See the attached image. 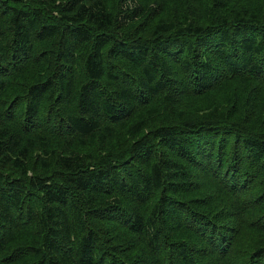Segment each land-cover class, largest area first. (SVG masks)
<instances>
[{
	"label": "trees",
	"instance_id": "obj_1",
	"mask_svg": "<svg viewBox=\"0 0 264 264\" xmlns=\"http://www.w3.org/2000/svg\"><path fill=\"white\" fill-rule=\"evenodd\" d=\"M0 264H264V0H0Z\"/></svg>",
	"mask_w": 264,
	"mask_h": 264
},
{
	"label": "bare ground",
	"instance_id": "obj_2",
	"mask_svg": "<svg viewBox=\"0 0 264 264\" xmlns=\"http://www.w3.org/2000/svg\"><path fill=\"white\" fill-rule=\"evenodd\" d=\"M106 14V13H105ZM163 17V16H162ZM181 19V18H180ZM172 24V23H171ZM131 28V27H130ZM200 29V28H199ZM142 33V32H141ZM124 38V37H123ZM124 94V93H123ZM147 95V94H146ZM132 96V95H131ZM91 104V103H90ZM159 105V104H158ZM92 119V118H91ZM90 130V129H89Z\"/></svg>",
	"mask_w": 264,
	"mask_h": 264
}]
</instances>
